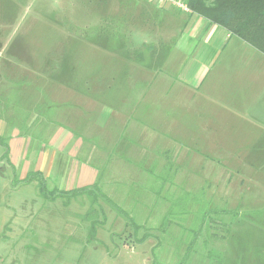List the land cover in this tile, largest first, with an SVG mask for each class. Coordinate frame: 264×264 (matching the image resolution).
<instances>
[{"label":"rangeland","instance_id":"rangeland-1","mask_svg":"<svg viewBox=\"0 0 264 264\" xmlns=\"http://www.w3.org/2000/svg\"><path fill=\"white\" fill-rule=\"evenodd\" d=\"M0 1V264H179L200 223L185 264H264V174L245 158L261 150L209 148L158 90L263 54L185 43L189 13L152 0ZM35 168L48 189L99 181L94 238L85 196L64 206L13 179Z\"/></svg>","mask_w":264,"mask_h":264},{"label":"crops","instance_id":"crops-1","mask_svg":"<svg viewBox=\"0 0 264 264\" xmlns=\"http://www.w3.org/2000/svg\"><path fill=\"white\" fill-rule=\"evenodd\" d=\"M3 1L5 2V0ZM22 2L23 0H20V4ZM185 25L186 29L182 32L181 39L187 43L203 33L204 42L208 44L213 54L220 48V46H215L220 44V41H226L222 47L225 48L231 38L236 37L230 35L223 27L210 24L196 14L187 15ZM237 39L239 38L237 37ZM239 40L245 45H249L241 39ZM249 47L252 46L249 45ZM185 48L186 46H183L181 50ZM250 55L255 57L253 54ZM213 64L211 61L196 63L198 76L196 81L189 82L180 79L176 83H169L167 78H160L159 96L165 93L164 100H162V96L160 99L163 102L166 100L171 102L170 109H165L166 114L169 118L181 116L182 123L191 132L205 133L206 136L202 142L208 141L209 148L211 147L210 143H213V147L230 151L246 150L247 148L260 149L256 158H250L248 155H245V158L248 163L260 166L261 173L264 174V167H262L264 166V96L260 92L264 89V61L260 58L258 61L247 63L244 67L246 71L238 66L240 71L233 73L231 68L236 65L231 62L225 63L224 65L230 66L228 69L224 71L222 69L218 74L214 72L213 75L208 76L212 71L211 65ZM161 81H167L168 87L165 88ZM187 95L191 96L186 98ZM179 104L182 105L184 111L178 106ZM19 138L23 140V137ZM253 145L260 147H252ZM9 161L15 166L12 160ZM37 170L41 171L45 178L47 177L43 170L35 168L34 171ZM79 171L82 179L91 180L94 176L93 170L84 165L79 168ZM80 186L84 185H76V187Z\"/></svg>","mask_w":264,"mask_h":264},{"label":"trees","instance_id":"trees-1","mask_svg":"<svg viewBox=\"0 0 264 264\" xmlns=\"http://www.w3.org/2000/svg\"><path fill=\"white\" fill-rule=\"evenodd\" d=\"M183 1L192 11L190 15L196 14L204 18L210 24H216L223 27L230 35L238 37L264 54V0ZM142 46L147 49L151 47V45ZM4 145L6 147V151L3 155L6 157V161L10 164L12 172L15 174V168L8 159L9 147L7 144ZM13 179H17V181L24 183L32 181L36 182L38 193L44 200L53 202L58 198H62V204L64 206H68L72 200H77L79 197L85 196L90 202V209L86 212V218L90 223L89 235L91 238L95 237L96 227L98 224H101V221H99L97 216H95L96 211L94 206L99 204V197H104L99 181L71 189H59L57 187L48 189L46 185V178L39 170L28 172L22 179H18L16 175H14ZM100 210L103 212L102 208ZM131 224L134 226V233L136 234L138 226L134 225L133 222ZM202 224L203 223H200L196 230L191 229L190 233H192V241L187 244L184 257L179 264L186 263V257L190 254L197 235L200 234ZM138 241L143 242L144 238H140ZM210 256L211 253L208 252V257ZM217 257L218 260H216V264H221L220 254H217Z\"/></svg>","mask_w":264,"mask_h":264},{"label":"built area","instance_id":"built-area-1","mask_svg":"<svg viewBox=\"0 0 264 264\" xmlns=\"http://www.w3.org/2000/svg\"><path fill=\"white\" fill-rule=\"evenodd\" d=\"M154 3L174 7L184 13H191V9L183 0H152Z\"/></svg>","mask_w":264,"mask_h":264}]
</instances>
